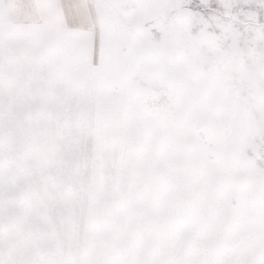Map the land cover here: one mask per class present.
Masks as SVG:
<instances>
[{
  "label": "snow or ice",
  "instance_id": "1",
  "mask_svg": "<svg viewBox=\"0 0 264 264\" xmlns=\"http://www.w3.org/2000/svg\"><path fill=\"white\" fill-rule=\"evenodd\" d=\"M0 264H264V0H0Z\"/></svg>",
  "mask_w": 264,
  "mask_h": 264
}]
</instances>
